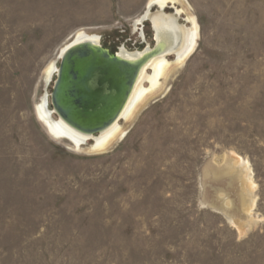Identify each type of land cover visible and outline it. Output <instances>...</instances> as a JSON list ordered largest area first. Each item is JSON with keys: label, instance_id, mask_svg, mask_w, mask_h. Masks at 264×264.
Returning <instances> with one entry per match:
<instances>
[{"label": "rangeland", "instance_id": "obj_1", "mask_svg": "<svg viewBox=\"0 0 264 264\" xmlns=\"http://www.w3.org/2000/svg\"><path fill=\"white\" fill-rule=\"evenodd\" d=\"M147 1L0 0V264H264V0H181L194 53L105 150L37 119L59 50L142 49Z\"/></svg>", "mask_w": 264, "mask_h": 264}, {"label": "bare ground", "instance_id": "obj_2", "mask_svg": "<svg viewBox=\"0 0 264 264\" xmlns=\"http://www.w3.org/2000/svg\"><path fill=\"white\" fill-rule=\"evenodd\" d=\"M164 1L168 2V0H149L142 15L134 21V25L139 26V36L142 41H144L143 24H149L154 41L152 47L146 44L142 50L130 51L121 46L116 56H111L112 54L108 52L110 58L107 59L103 55V50L106 48L101 45L100 37L80 30L59 50L56 60L48 64L44 74L47 84L53 82L56 74L59 73V61L65 58L64 81L57 85L54 108L49 107L47 92L35 108L38 121L44 125L48 133L60 141L68 142L73 149L81 150L86 147L94 152L105 150L115 140L124 136L122 124L129 122L136 111L160 91L162 82L173 71L172 65L181 67L197 47L199 29L195 18L186 17L184 21L187 25L184 24L181 9H174L173 14L164 13L166 5L159 4ZM183 1L185 4L181 0H176V3L189 6L186 0ZM152 8L155 9L151 11ZM171 57L174 60L168 61ZM107 77L118 80L121 87L122 99L118 101L116 110L99 123L90 119V116L79 119L74 116L69 105L65 104L66 101L73 100V91L64 86L65 82L71 84L74 81L72 85L77 83L80 93L82 85L86 92L91 93L98 82L104 81ZM58 102L64 109L60 110ZM79 103L89 113L85 100ZM95 130L98 133L92 135Z\"/></svg>", "mask_w": 264, "mask_h": 264}, {"label": "water", "instance_id": "obj_3", "mask_svg": "<svg viewBox=\"0 0 264 264\" xmlns=\"http://www.w3.org/2000/svg\"><path fill=\"white\" fill-rule=\"evenodd\" d=\"M109 50H103V55L106 56L107 59L110 58L108 55ZM70 53V52H68ZM116 56L117 54L114 53L111 56ZM64 64H65V58H61L59 61V73L56 74L55 79L52 83V89L49 94V105L51 108H54V100L56 99V91H57V85L59 82H61L63 77V70H64ZM83 77V74H82ZM134 78V76H133ZM132 78V79H133ZM64 81V80H63ZM74 81H72L71 84L69 82H65V85L68 89H70L72 92V101L65 102L66 106L69 105V108L71 109V112L74 116L79 118H85L87 116H90V119H94L96 122H100L103 118H106L109 116V114L116 110V105L118 101L122 99V91L121 87L119 86L118 80H112L110 77H107L104 81L98 82L94 90L91 91V93L86 92V89L83 87L82 83V92L78 91L79 86H77V83L75 85H72ZM96 91V92H95ZM97 93V94H96ZM89 108V113L85 111L84 107L81 106L80 102H84ZM57 101V100H56ZM90 103H89V102ZM60 110L64 109L62 104L59 102L57 103ZM62 106V107H61ZM98 133L97 130L93 131L92 135H96Z\"/></svg>", "mask_w": 264, "mask_h": 264}, {"label": "flooded vegetation", "instance_id": "obj_4", "mask_svg": "<svg viewBox=\"0 0 264 264\" xmlns=\"http://www.w3.org/2000/svg\"><path fill=\"white\" fill-rule=\"evenodd\" d=\"M160 5H162V6H165L166 5V8H164V13H166V14H173V12H174V9H176V10H179L177 7H176V5H177V3H176V0H168V2L167 1H164V2H161V3H159ZM155 8H152L151 9V11H153ZM167 10H171V12H168ZM142 15V14H141ZM138 19V18H137ZM136 20V19H135ZM179 23H181V21H179ZM145 24V23H144ZM143 24V25H144ZM148 24V23H147ZM149 25V24H148ZM136 25H134V30L136 31V32H140L139 31V26H136ZM142 32H143V27H142ZM143 35H144V33H143ZM140 37V36H139ZM152 38H153V34H152ZM153 41V40H152ZM144 42H145V45L146 44H148L150 47H152L153 45H154V41H153V45H150L149 43H147L146 42V39H145V36H144ZM145 47V46H144ZM143 47V48H144ZM142 48V49H143ZM142 49H140V50H142ZM128 50V49H127ZM136 50H138V49H136ZM174 60V58L173 57H171V58H168V61H173Z\"/></svg>", "mask_w": 264, "mask_h": 264}, {"label": "crops", "instance_id": "obj_5", "mask_svg": "<svg viewBox=\"0 0 264 264\" xmlns=\"http://www.w3.org/2000/svg\"><path fill=\"white\" fill-rule=\"evenodd\" d=\"M148 1H149V0H148ZM148 1H147V2H148ZM146 5H147V3H146ZM146 5H145V7H146ZM144 10H145V9H144ZM81 30H82V29H81ZM79 31H80V30H79Z\"/></svg>", "mask_w": 264, "mask_h": 264}]
</instances>
